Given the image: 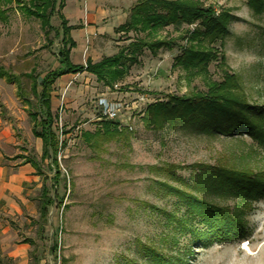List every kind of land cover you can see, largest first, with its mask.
<instances>
[{
	"label": "rangeland",
	"instance_id": "obj_1",
	"mask_svg": "<svg viewBox=\"0 0 264 264\" xmlns=\"http://www.w3.org/2000/svg\"><path fill=\"white\" fill-rule=\"evenodd\" d=\"M135 1L103 0L102 13ZM198 1L225 22L215 36L202 42L190 39L196 29L207 33L209 28L200 20L184 25L185 40L181 32L168 27L159 35L165 37L170 31L177 41L175 48L163 49L157 56L145 49L141 62L128 67L114 88L87 73L65 76L56 83L53 110L64 142L58 158L68 186L66 191L63 181L59 183L62 206L50 207L45 220L38 214L28 235L34 239L33 255L42 264H264V141L247 131L225 134L181 120L152 123L145 118L148 106L158 101L221 93L245 103L254 112L252 118L264 124V0ZM17 4H12L6 19L0 18V62L16 73L36 67L43 74L56 68L60 18L53 16L57 30L47 37L41 22ZM79 10L85 12V7ZM85 21L89 22L86 15L80 19ZM128 36L135 34L97 38L77 62L116 52L129 43ZM193 45L209 59L191 68L176 66V57ZM78 55L77 51L73 57ZM22 81L30 90L31 81L25 77ZM103 94L128 106L123 124L116 120L109 126L111 132L121 134L104 132L97 107ZM0 100L15 131L7 151L27 150L40 161L28 108L14 82L0 79ZM61 127L70 132L60 134ZM43 165L53 176L47 161ZM217 168L243 182L229 184ZM51 183L47 181L49 187ZM192 198L221 208V213L243 225L242 232H232L228 240L195 238L192 230L204 231L208 225L191 213Z\"/></svg>",
	"mask_w": 264,
	"mask_h": 264
},
{
	"label": "trees",
	"instance_id": "obj_2",
	"mask_svg": "<svg viewBox=\"0 0 264 264\" xmlns=\"http://www.w3.org/2000/svg\"><path fill=\"white\" fill-rule=\"evenodd\" d=\"M14 2L19 3L17 6L23 10V13L33 16L41 22L47 37L50 36L52 31L57 30L52 25L53 16L57 15L61 20L62 33L59 30L56 31L57 37H61V46L57 52L60 66L56 70L49 71L44 76L41 83L42 91L38 94L40 99H44L43 104L46 107V111L45 116L37 123V126L41 127V130H38L37 133L43 137L45 143L43 160L47 161L48 168L54 171V175L51 178V187L43 186L39 198L40 219L45 220L49 215L50 207L53 205L62 206L63 197L60 198L57 191L59 183L63 181V187L66 191L68 186L67 178L62 173L58 158L64 142H61L60 135L54 129L55 117L51 112L49 102L50 93L56 80L64 74L79 73L86 70L94 74L97 80L105 86L114 88L125 78L128 67L130 68L141 62V55L144 54L145 49L149 50L153 56H157L163 49L173 50L175 48L177 41L169 35L171 32L169 31L165 37H161L159 35L160 31L172 27L173 31L181 32L185 28V24L200 20L209 28L207 33H201V30L196 29L191 33L190 39L202 42L200 39L213 36L218 28H224L225 22L214 17L212 15L214 10L206 8L198 0H138L131 7L127 22L116 29L117 33L135 34L134 37H127L129 43L119 46L118 52L114 55L105 56L97 62L89 59L86 64H74L71 61L70 54L71 50L76 46V42L70 35L72 26L68 25V21L62 12L66 1L28 0L23 3L20 0H0V18L6 19L8 10L14 8L12 5ZM199 34L205 36L202 37ZM180 36L182 40H185L188 38V33H182ZM50 44H53L52 40H50ZM179 45L182 48L184 47V44ZM196 48L193 45L190 48L186 47L183 49L182 53L176 57L175 65L184 64L186 68L195 67L198 63L203 65L210 55ZM0 77L6 78L8 81L17 82L22 96L28 94L24 90L22 77L29 78L33 80L32 93L36 94L37 92L39 83L37 81L38 75L35 73L22 76L16 75L0 62ZM146 111L145 118L152 123L163 121V119L164 121L181 120V122H190L198 125L205 131L225 134L247 131L255 138L264 141V124L258 123L255 118H252L251 114H254V112L251 111L250 107L233 97L224 96L221 93H198L190 95V97L175 96L168 102L158 101L149 105ZM102 120L106 128L105 133L121 134V131L114 129L115 132H111L110 130L109 126L118 123L116 120ZM69 132V130H62L64 135ZM97 133L99 135L102 134L100 131ZM208 171L212 172V169ZM216 172L219 176L229 180L228 183L234 181V185H238L243 182L239 179L234 180L225 170L217 168ZM51 189L54 190L53 195L51 194ZM189 207L192 214L199 215V218L208 225V229L204 231H197V228L192 230L193 236L197 239L203 241L228 240L233 237L231 236L232 232L240 233L243 230V225L238 224L236 221L233 222L227 214L221 213V208L206 204L203 200L192 198L189 201ZM2 263L0 258V264Z\"/></svg>",
	"mask_w": 264,
	"mask_h": 264
},
{
	"label": "crops",
	"instance_id": "obj_3",
	"mask_svg": "<svg viewBox=\"0 0 264 264\" xmlns=\"http://www.w3.org/2000/svg\"><path fill=\"white\" fill-rule=\"evenodd\" d=\"M65 1L66 4L62 12L68 21V25L72 26L70 35L76 42V46L71 50L70 54L71 61L74 64H86L89 59L97 62L105 56H112L118 52L117 50L112 54H103L101 58L96 60L89 55L84 62H77V59L81 57L83 51L89 49L97 38L104 41V39L106 40V36L115 38V36L120 34L117 33L116 29L127 22L131 7L134 4L132 5V3H128V5H123V7L117 10L110 8L107 10L108 13L103 15L102 8L105 5L102 2L103 0ZM137 1L138 0H136L135 3ZM87 5L88 10L86 9ZM81 7H85V12L79 10ZM85 15L88 17L89 22H80V19ZM106 18H108L107 23L103 21ZM75 31L77 32V36H75ZM97 48L104 49V47L102 48L101 46H97ZM77 51L79 54L78 58H74L73 54ZM59 66L60 62L58 59V66L49 69L43 74L39 73L36 67L23 73H16L11 70L16 75L20 76L31 73L38 75L37 81L39 85L36 94L32 93L33 80L29 78L27 79L31 81L30 90H26L23 86L24 90L28 92L26 96L20 94L17 82H9H14L16 84L18 95L23 98V101L26 104L25 108H28V114L32 121L31 137L36 141V155L40 161L30 157L27 150H19L15 154H11L7 151L6 147L14 139L15 131L12 127V119L5 116L4 110H6V106L0 100V258L2 259V264H42V260L33 255L32 246H34V239L28 237L30 231L34 230L35 220L38 217V214L40 218L39 198L42 188L45 185L49 187L47 181L51 180L53 177H49L44 170L43 163L45 161L43 160V154L45 143L43 137L37 133L38 130H41V127L37 126V123L45 116L46 111V107L43 104L44 99H40L38 94L42 91L41 83L44 76L49 71L58 69ZM82 73L95 76L86 70L79 73H67L59 77L53 85L49 102L51 112L55 117L54 129L57 133L58 115L55 114L53 110V93L55 85L65 76H75ZM0 79L6 78L0 77ZM31 96L34 97L31 99ZM8 108L10 109V107ZM60 108L65 112L63 104H61ZM61 130H64L63 127H61Z\"/></svg>",
	"mask_w": 264,
	"mask_h": 264
},
{
	"label": "built area",
	"instance_id": "obj_4",
	"mask_svg": "<svg viewBox=\"0 0 264 264\" xmlns=\"http://www.w3.org/2000/svg\"><path fill=\"white\" fill-rule=\"evenodd\" d=\"M97 107L101 119L119 120L122 124L125 121L122 118H125V111L128 106L122 99L111 98L103 94L98 97ZM60 134H63L62 130Z\"/></svg>",
	"mask_w": 264,
	"mask_h": 264
}]
</instances>
